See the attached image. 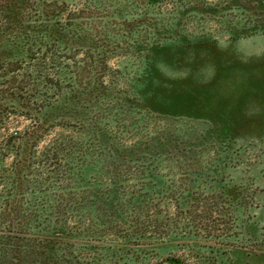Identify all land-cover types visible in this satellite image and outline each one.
Here are the masks:
<instances>
[{
  "label": "rangeland",
  "instance_id": "1",
  "mask_svg": "<svg viewBox=\"0 0 264 264\" xmlns=\"http://www.w3.org/2000/svg\"><path fill=\"white\" fill-rule=\"evenodd\" d=\"M0 264H264V0H0Z\"/></svg>",
  "mask_w": 264,
  "mask_h": 264
}]
</instances>
